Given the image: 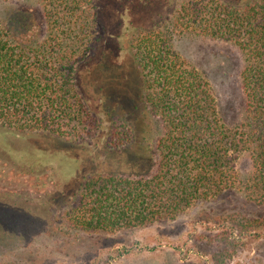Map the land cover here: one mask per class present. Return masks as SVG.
<instances>
[{
	"label": "trees",
	"instance_id": "16d2710c",
	"mask_svg": "<svg viewBox=\"0 0 264 264\" xmlns=\"http://www.w3.org/2000/svg\"><path fill=\"white\" fill-rule=\"evenodd\" d=\"M113 13L111 18L119 14ZM103 14L96 0H37L33 9L0 15V137L47 136L59 142L49 152L33 149L28 158L35 166L40 156L59 162L63 176L68 174L59 158L67 157L69 149L62 145L71 144L76 155L101 133L77 73L102 41L96 31ZM184 36L223 41L240 50L241 121L231 125L224 120L208 78L176 49V38ZM128 38L131 68H122L123 82L111 88L114 92L100 88L111 118L105 146L112 154L130 151L136 158L146 155L145 160L153 151L152 169L144 176L78 173L66 185L69 193H59L70 208L72 228L115 235L173 222L197 204L228 193L264 206V0H184L153 28ZM2 150V157H12ZM244 155L252 165L246 177L238 169ZM54 196L58 193L48 198ZM26 204L28 217L8 210L22 224L30 214L48 212L42 210V199L30 197ZM235 222L244 234L256 221L236 215ZM15 223L8 237L18 226L36 224ZM226 249L220 255L230 258Z\"/></svg>",
	"mask_w": 264,
	"mask_h": 264
},
{
	"label": "rangeland",
	"instance_id": "374dc122",
	"mask_svg": "<svg viewBox=\"0 0 264 264\" xmlns=\"http://www.w3.org/2000/svg\"><path fill=\"white\" fill-rule=\"evenodd\" d=\"M182 1L96 0L105 13L101 15L96 31V36L102 41L94 45L87 61L78 67L77 82L87 107L100 121L101 133L96 140H89L84 146L86 150L82 148L76 155H72L71 144L62 145L69 149L67 157L59 158L68 175L61 174L59 162L40 156L35 166L28 158L33 149H56L59 142L47 136L26 139L0 137V195L6 194L0 199V264H264V206L251 203L241 195L228 193L222 198L197 204L173 222L139 227L115 235H91L72 228L67 216L70 208L67 203L64 206L67 200L59 194L61 191L69 193L66 185L78 173L86 176H144L151 172L153 151L145 160L146 155L136 158L130 151L112 154L106 149L111 118L100 88L103 86L105 92H114L111 88L123 82L122 68H131L133 55L128 36L150 30ZM36 2L0 0V15L5 16L4 13L17 9H33ZM111 13L118 15L111 18ZM175 46L210 81L224 120L231 125L241 121L245 99L240 50L223 41L194 36L177 37ZM122 96L126 97V94ZM91 144L95 147L88 153L86 147ZM2 148L12 157H2ZM238 169L245 177L251 172L252 165L247 155L239 161ZM57 193L58 196L48 198ZM30 197L44 200L46 205L42 210L48 212H32L29 220L23 222L25 225L32 221L36 224L30 223L23 228L18 226L8 237L10 226L13 227L15 222L22 224L15 213L8 210L28 217L26 200ZM37 208L32 209L38 211ZM236 215L256 221L248 233L240 231L235 222ZM40 220L42 224H38ZM231 236L240 241L238 245L232 242ZM224 247L230 251V258L221 257Z\"/></svg>",
	"mask_w": 264,
	"mask_h": 264
}]
</instances>
